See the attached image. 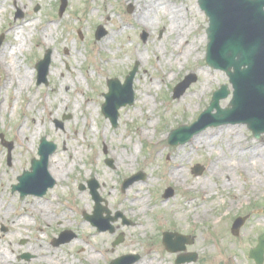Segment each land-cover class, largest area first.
I'll return each mask as SVG.
<instances>
[{"label":"rangeland","instance_id":"1","mask_svg":"<svg viewBox=\"0 0 264 264\" xmlns=\"http://www.w3.org/2000/svg\"><path fill=\"white\" fill-rule=\"evenodd\" d=\"M67 1L64 13L58 16L61 0H0V35H3L0 50L15 44L12 47L17 52V58L14 57L12 61L20 65V75H24L25 70L31 72L28 76L29 88L18 95L19 104L15 111L12 110L14 87L3 89L0 73V106H6L5 110L0 111V250L7 253V257L11 256L14 264H37V238L48 249H59V255L66 254L68 260L73 259L80 264H83L82 252L86 250L98 256V260L92 264H105L110 260L106 255L116 257L114 251H120L117 256L137 254V264H175L178 254L166 253L161 245V235L168 231L193 237V244L187 246V251L198 255L190 264H255L249 259L248 251L256 245L258 235L264 232V136L260 141L256 140L251 131L241 124L236 127L239 130L235 134L213 141L206 151L193 152L190 145L172 150L167 144L170 130L183 124H192L208 106L212 92L221 84H228L232 92L225 73L213 72L206 65L205 31L208 20L199 9L197 0H159L156 4L158 11H150L147 20L140 18L139 11L146 6L140 7L143 4L137 0ZM162 7L176 8L180 12V19L185 22L184 26L176 29L182 34L167 35L169 19L168 16H159ZM189 8L196 9L201 15L196 14V19L192 20V16L185 14ZM19 10L23 13L22 17L18 15ZM148 17L152 18L151 22ZM27 19H35L39 25L35 32L31 27L23 28L25 32L31 33L24 49L20 50V41L10 42L5 29L9 25L22 24ZM135 19L148 23V26L142 27ZM46 23L55 33L48 39V46L43 47V44H39L37 31L45 27ZM99 26L103 27L104 35L96 39L95 33L99 31ZM186 30L188 33L185 34ZM143 31L148 34L145 41ZM197 36L204 37L205 42L200 45L196 60L194 56L183 57L171 67L162 58V55L168 57L173 52L172 42L183 41L187 45ZM105 37L111 41L102 48L100 44ZM47 50L51 51V71L47 76V84H36L35 64ZM137 50L141 54L140 60L135 58ZM7 60L10 64L11 58ZM54 67H57L55 72ZM135 67L132 104L118 109L116 125L113 127L100 110L104 102L103 94L108 90L106 79L117 78L123 83ZM11 68L16 73L14 67ZM61 70L70 83L68 92L60 88ZM192 72L197 75L195 81L178 98H174L176 84ZM147 75L152 80L162 78V81L155 90L150 91V95H145L149 98V105L140 108L138 90L142 86L149 87ZM32 96L35 102L25 110V104ZM84 98L94 101L93 110H86L88 101L85 102ZM230 99L231 95L222 106L226 107ZM42 100L49 102L47 109L40 103ZM57 105L61 109L56 110ZM63 117L68 119L62 120ZM35 122L39 131L36 130ZM103 124L106 126L105 133L102 132ZM91 127L94 128L92 131ZM140 129L146 130L149 141L138 137ZM43 136L55 144L54 152L48 157V165L50 159L63 158V154L67 156L68 153L71 158L70 151H77L79 147L83 151L82 157L71 172L62 175L61 183L54 179V186L43 197L26 195L21 199L19 192L11 191V185L17 184L16 178L20 173L29 170L32 158L38 159L37 150ZM234 136L237 144L233 143ZM194 140L196 143L197 137ZM5 142L13 143L10 152ZM123 154L128 156V162H119ZM185 154L188 155L184 159ZM174 158L178 161L183 159L181 165L185 168V174L184 180L179 178L176 183H171L166 180V170L170 166L168 159ZM216 158L221 162L216 163ZM123 163L129 166L128 172ZM138 173L145 177L132 183L141 184L140 190L132 194L138 192L139 197H144L151 204L143 215L130 213L140 209L129 206L138 197L125 194L132 184L125 192L121 191L122 179ZM91 179H98L97 182L101 181L103 185L97 189L103 199L101 205L110 211L111 217L119 215L115 222H111L114 232L98 231L83 217L84 213L91 215L93 212L94 203L89 186ZM200 180L213 194L206 200L196 190H183L190 182ZM222 184L225 186L222 187ZM168 190L173 194L163 197ZM37 200L45 202L48 207L40 232L34 229L33 220L38 218L31 213L35 207L33 202ZM190 200L193 203L186 206ZM202 209H207L206 219L193 222L189 215L199 214ZM246 213L250 214L249 219L240 228L239 236L235 237L229 232L231 224L236 216ZM22 214H29L27 217L31 226L19 223L18 220L24 217ZM126 221H130V224ZM65 230L72 231L75 237L67 243L53 246L52 239ZM118 235L123 240L114 246ZM75 242L80 247L68 251V246ZM24 254L29 258H21ZM155 257V261H150Z\"/></svg>","mask_w":264,"mask_h":264},{"label":"bare ground","instance_id":"2","mask_svg":"<svg viewBox=\"0 0 264 264\" xmlns=\"http://www.w3.org/2000/svg\"><path fill=\"white\" fill-rule=\"evenodd\" d=\"M137 1L142 2V4H143L140 7L146 6V8L141 9V11H139V13H141L140 18H142L144 20H147L146 16H148L150 14L149 13L150 11H152V12L158 11L159 7H157L156 4L159 2V0H137ZM166 8L165 9H164V7L161 8V10L159 12V16H161V17L168 16L169 25L166 27L167 35L172 36L176 33L177 34L181 33V32H177L178 29H176V28H181L182 26H184V22H185L182 19H180V15H179L180 12L176 8H174V9L173 8L166 9ZM198 13L201 15V12H198L194 8H189V10H187V11L185 10L186 15L192 16V20L196 19V16H197L196 14H198ZM90 16H88V18H90ZM149 18H150L149 22H151L152 18L148 17V19ZM135 21L138 24H140L141 26H145V27L148 26V25H146L148 23H146V24L141 23L136 19H135ZM187 23L189 24V20H187ZM38 25H39V23L35 19H29V20L27 19L22 24L16 23L14 25L7 26L5 29V33L7 36H9L10 42L18 43V41H20L19 42L20 45L18 43V48H20V50H23L25 44L27 43L29 34L31 33L30 31H28V33L25 32L23 28L28 29L31 27L33 29V31L35 32V30H37ZM185 26H186V24H185ZM47 30H48V33H46ZM122 31L123 30H121L120 32H122ZM54 33H55L54 29L52 27H50L49 23H46L45 27H42V28H40V30L38 29V31H37V36L39 38V44H43L44 46H48V44L50 42V40H48V39L51 38L54 35ZM186 33H188V31L185 32V34ZM181 34L179 36H181ZM18 38L20 40H17ZM109 39L110 38L105 37L102 40L100 46L103 48L104 46L109 45V43L111 41ZM204 42H205L204 37H199V36H197L196 38H193L191 40V42L187 45H186V42H183V41L178 42V43L172 42L171 47H172L173 52L170 53V55L168 57L162 55V58L167 60L168 63H170L169 65H171L173 63L178 64V61H180L181 58H183V57L186 58V57L194 56V60H196L199 56V53H198L199 47ZM14 45L15 44H13L12 46H14ZM12 46H10V47L5 46L2 50H0V57H1V61H0V71L1 72L0 73L2 76V87H3V89H9V88L14 87L13 94L15 96V99L13 101L12 110L15 111V108L19 104V102H18L19 96L18 95L21 92H23L24 90L29 88L30 84L28 81V76L31 75V72L25 70V71H23L24 75H20V73H21V72H19L21 70L20 65L17 63H14L12 61V60H14L13 59L14 57L17 58V52L14 51V47H12ZM157 51L160 52V49H157ZM161 52L164 53L163 50ZM135 57L137 60L141 59V54L139 53V50L136 51ZM7 58H11V60L9 61L11 65L8 63ZM56 62H58V61L56 60ZM142 65L143 64L141 63V66ZM11 66L14 67L18 77L16 76V73L13 72ZM171 67H174V65H171ZM56 68L57 67H54V72L56 71ZM60 75L62 76L60 88L65 89L68 92L70 90V83L68 82V80L63 75L62 70L60 71ZM206 77L210 78L209 76H206ZM167 78L170 79L169 76ZM85 79H86V77H85ZM148 80L150 81V83L148 84L149 87L142 86L138 90V93H139L138 104L140 105V108H143V107H146L149 105L150 101H149V98H147L146 96L148 94L150 95V91L152 89L155 90L158 87L157 85H158V83H160L162 81V78L160 80H158V79L152 80L147 75V81ZM77 90L79 91L80 89L77 88ZM34 99H35V97L32 96L31 100L26 102L25 107H24L25 110H28L30 108V106L33 105V103L35 102ZM56 101H57V99H56ZM84 101L85 102L88 101V103L86 105V110L91 111L92 104L94 101L90 100L89 98H84ZM76 102H77V100H76ZM40 103L43 104L42 106L44 109H46L49 106L48 101L44 102L42 100V101H40ZM5 109H6V106L4 104H1L0 111H3ZM59 109H61V106L57 105L56 110H59ZM94 111H96V109H94ZM150 126H153V124H150ZM35 127H36V130H38V131L40 130L39 128H37L36 122H35ZM93 129L94 128L91 127L90 131H92ZM238 130H239V128L229 127V126H225V127L223 126L222 128H218V129H208V131H205L204 133L199 134L197 136L198 141L195 143V140H194L192 145H190V149L193 150V152H195L197 150L206 151L207 148L209 149V147H211L213 141L220 140L221 137L225 138V136H230L232 133L235 134ZM102 132H104V133L106 132V126L104 124L102 125ZM17 133L19 134V131ZM147 136H148V134L146 133V130H141V133L138 135V137L141 138L142 140L149 141ZM237 142L238 141H237L236 137L234 136V142L233 143L237 144ZM191 150H190V152H191ZM70 152H71V158L69 157V154L67 153L66 154L67 156H64L65 154H63V158L56 157L55 160L50 159V161H49L50 165H49L47 171H48L50 176H52L53 178H55L57 180L58 183H61L63 181V176H62L63 174L64 175L68 174L69 172H71V170L74 169V167L77 166V162L79 159H81L83 151L79 147L77 149V151L72 149ZM190 152L188 153L189 155H190ZM231 154H235V153H231ZM187 155L185 154L184 159ZM156 156L159 157L158 155H156ZM174 159H172V160L168 159L170 162V166L166 170V177H167L166 180L170 181L171 183L172 182L176 183L179 180V178L181 180H184V174H185V168L181 165V162L183 161V159L181 158L180 159L181 161H178L177 159L174 160ZM249 159L253 160L251 157ZM126 161L127 162L129 161L128 156H126V154L121 155L119 158V162H126ZM215 162L218 163L221 161L216 158ZM123 165L125 166L124 163H123ZM245 165L248 168L250 167L249 164H245ZM124 169L126 172H128L130 168H129V166H125ZM212 174H213V172H212ZM212 174L210 173V175H212ZM221 178H223V175H221ZM98 182L101 183V181H98ZM140 185L141 184H138V183L132 184L130 186V188L131 189L135 188V190L127 189L125 194L126 195H132L134 198H135V196L138 197V198H135L134 202H132V204H129V206H132V208L133 207H139L140 209H138L135 212L130 211V213L143 215V213L147 210V208L149 206H151V204L147 203V201L144 197H139L138 192L132 194L133 191L140 190L139 189ZM180 185H182V182H180ZM101 186H103V185H101ZM198 186H200V189L198 188ZM224 186L225 185L222 184V187H224ZM183 190L186 192H193V191L196 192L197 191V193H200L204 197L205 200L210 198L213 195L212 191L210 189H208L207 187H205L203 180H200L198 182L194 181V183L192 181L189 184H187L186 186H184ZM191 203H193V202L190 200V201H187L185 205L188 206ZM33 204H35V207L32 209L31 213H33V216L38 218L37 220L36 219L33 220V221H35L34 229L37 230L36 232H40V231H42V229L44 227V225H43V227L41 226V222H45V216L47 214V211H48L47 208L48 207L46 206L45 202L38 201V200L34 201ZM199 206H203V205H199ZM231 206H233V205L231 204ZM151 208H153V207H151ZM151 208H149V209H151ZM120 210H123V209H120ZM125 210L127 211L128 208H126ZM206 211H207V209H202L201 213H199V214L198 213H196V214L191 213V215H189L190 212H188V211L186 213L190 216V218L192 219L193 222L197 223L199 221H203L206 219V215H205ZM28 215L29 214H22V216H24V217L21 218L20 220H18L21 225L31 226L30 219H29V217H27ZM45 226H47V225H45ZM83 228L86 229L85 227H82V229ZM141 229H144V227H142ZM88 233L89 232H87V234ZM87 234H86V238H87ZM83 239L86 242V244H88V241H86L85 238H83ZM39 240L40 239L37 240V238H36V242L38 244V248H37L38 254H36V260L35 261L37 262V264H76L77 261H75L73 259H71V261L68 260V258L65 256L66 254L63 256L59 255V249H54V247L53 248L50 247L48 249V247H46L45 244L42 245V242ZM68 247H69V249H67V250L70 251L71 248H77V247H80V245H79V243L75 242L74 244H71ZM86 251L88 252V250H86ZM86 251L82 252L83 256L81 257L82 258L81 260H82L83 264L95 263L98 260V256L96 255V253L95 252L92 253V251H91V253H87ZM60 252H61V250H60ZM118 252H120V251H117V252L114 251V253H116V256H117ZM148 254H152V253L149 252ZM106 256H108L110 258L113 257L112 254H108ZM11 259H12L11 256L7 257V253H4L3 251L0 250V264H14V262H11ZM155 259H156V257L152 258L150 261H152V260L155 261ZM8 260L10 262H6ZM78 264H80V263H78ZM135 264H137V263H135ZM149 264H151V263H149ZM152 264H155V263H152ZM158 264H161V263H158Z\"/></svg>","mask_w":264,"mask_h":264},{"label":"water","instance_id":"3","mask_svg":"<svg viewBox=\"0 0 264 264\" xmlns=\"http://www.w3.org/2000/svg\"><path fill=\"white\" fill-rule=\"evenodd\" d=\"M65 0H62L64 5L61 8V12L65 7ZM201 7L203 8V4L200 2ZM264 0H221L218 5H216L213 10L210 11L212 16V26H217L224 28V37L226 44L228 45V51L224 54V60L227 63V72L232 82V77L234 75L241 76V80L238 82H242L241 85L238 83L234 84L235 86V93L234 98L231 102L233 106L235 105L237 109H225L220 110L218 108V100L219 98H224L228 91L223 87L220 91L214 94L211 106H209L205 112L200 115L198 122L192 125L189 128V132H197L200 129L205 128V126H216L220 124L227 123L231 120H243L247 122L250 129L252 130L255 136H259L261 133H264V118L259 115L258 111H263L264 109V89L256 84L255 76L258 73V70L254 67V65H258L259 62L254 61V56L256 55L257 51V38H258V29H263V38L261 40L262 47H264ZM208 14V13H207ZM261 22V23H260ZM211 29V26H210ZM210 32V30H209ZM103 31L100 30L98 38L103 35ZM240 47L245 48L246 50L241 51ZM209 52V50H208ZM207 62L208 64L212 65L213 67H217L210 56V53L207 55ZM49 65V53L44 56V59L39 61L36 65V69L38 71V84L41 82H45V77L48 70ZM241 66H245L244 69H241ZM233 67L234 73L229 72L228 69ZM213 72H220V70H215L212 68ZM222 72V71H221ZM220 72V73H221ZM133 72L127 77L124 87L118 88V82L116 80H109L108 87H109V94L106 96V103L103 107V112L106 116L111 118V121H116V109L125 104L127 101L131 102L132 95L131 91V82L133 78ZM194 79L189 77L185 80V82L181 83L177 86L175 94L180 95L184 89L190 85V83ZM244 84L246 85L244 88ZM117 90V93H115ZM119 90L123 93L120 95ZM126 93H130L128 98H122L120 100V96H125ZM231 95V94H230ZM229 95V96H230ZM115 97V101L112 99ZM227 100H221L220 106ZM247 107L243 109V112L249 113L247 116L244 114L243 117H237V114L240 113L242 108L238 107ZM216 108L217 113L211 114V111ZM226 125V124H224ZM224 125L216 126V127H208L201 132L193 135L190 141L184 142L183 144L179 145H170L171 149H182L189 145H191L194 139L199 135L202 134L203 131H208L209 128H222ZM229 127H240L241 123L237 124H228ZM246 126V125H245ZM225 127V126H224ZM177 129V128H173ZM186 130V129H184ZM182 137L181 142H183L184 138ZM260 141V140H259ZM176 144V141L172 142ZM10 148V147H9ZM55 149V145L48 143L44 140H41L40 146V154L43 153V156L46 158L47 155ZM43 158V159H45ZM36 177V171L33 170V173L25 172L21 177H19L20 186L34 180ZM42 192V191H39ZM33 193H38V191L33 190ZM244 219H237L235 225L233 227V233L236 234L237 229L243 223ZM69 233H63L61 235L60 240L67 241L70 240L72 237ZM119 243V240L115 243ZM165 243L167 246H173L170 243L169 238L166 237ZM263 254H264V234L259 237V244L255 249H252L250 252V257L255 260L256 264H262L263 261ZM123 260V259H121ZM184 259H182L183 261ZM126 263V261H125ZM119 264V263H118Z\"/></svg>","mask_w":264,"mask_h":264}]
</instances>
